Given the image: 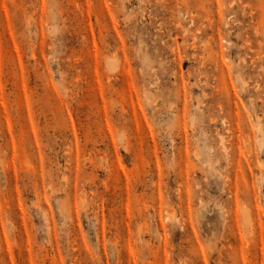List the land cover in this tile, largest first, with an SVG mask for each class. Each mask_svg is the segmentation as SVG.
<instances>
[{"label": "rangeland", "instance_id": "rangeland-1", "mask_svg": "<svg viewBox=\"0 0 264 264\" xmlns=\"http://www.w3.org/2000/svg\"><path fill=\"white\" fill-rule=\"evenodd\" d=\"M260 131L264 0H0V264H264Z\"/></svg>", "mask_w": 264, "mask_h": 264}, {"label": "bare ground", "instance_id": "bare-ground-1", "mask_svg": "<svg viewBox=\"0 0 264 264\" xmlns=\"http://www.w3.org/2000/svg\"><path fill=\"white\" fill-rule=\"evenodd\" d=\"M190 25H191V24H190ZM197 32H198V31H197ZM193 38H194V36H193ZM193 38H192V39H193ZM226 42H227V40H226ZM228 43H229V40H228ZM219 48H220V47H219ZM231 49H232V48H231ZM176 51H177V49H176ZM220 51H222V50H220ZM217 53H220V52L218 51ZM231 53H232V52H231ZM217 56H218V54H217ZM218 58H219L220 61H221V59H222L223 57H221V56L219 57V56H218ZM109 59H110V61H111V60H113L114 58L112 59V57H110ZM224 59H225V58H224ZM253 60H254V59H253ZM110 61H109V63L112 62V61H111V62H110ZM114 61L116 62L115 59H114ZM254 61H255V60H254ZM109 63H108V64H109ZM112 63H113V62H112ZM106 64H107V63H106ZM109 66H111V64H110ZM109 66H108V67H109ZM110 69H111V68H110ZM179 70H180V69H179ZM220 74L222 75L221 70H220ZM224 75H225V72H224ZM227 75H228V73L226 74V76H227ZM229 75H230V74H229ZM180 77H181V76H180ZM228 78L230 79V77H228ZM179 79H180V78H179ZM219 79H220V77H219ZM180 80L182 81V79H180ZM222 80H223V79H221V81H222ZM243 82H244V81H243ZM244 83H245V82H244ZM231 85H232V83H231ZM244 85H245V84H244ZM181 87H183V85H181ZM257 87H259V86H257ZM181 89H182V88H181ZM181 89H180V90H181ZM181 91H183V89H182ZM184 91H185V90H184ZM182 108H184V107H182ZM183 110H184V109H183ZM181 112H182V109H181ZM183 113H184V112H183ZM183 113H181V114L184 115ZM234 113H235V112H234ZM236 114H237V113H236ZM182 115H181V117H182ZM232 115H233V114H232ZM185 116H186V115H185ZM183 117H184V116H183ZM183 117H182V118H183ZM236 117H238V116L236 115ZM182 118H181V119H182ZM178 119H179V118H178ZM178 119H177V120H178ZM183 120H184V118H183ZM226 120H227V119H226ZM178 121H179V120H178ZM223 121H225V120L223 119L222 122H223ZM191 122H193V121H191ZM227 123H228V122H227ZM227 123H226V124H227ZM258 123H259V122H258ZM177 124H178V123H177ZM259 124H260V123H259ZM259 124H257V126L260 127L259 129L261 130L262 127H261V125H259ZM227 126L229 127L228 124H227ZM237 126H238V125H237ZM257 126H256V127H257ZM177 127H178V126H177ZM228 127H227V128H228ZM230 128H231V127H230ZM183 129H184V128H183ZM183 129H182V130H183ZM185 129H186V128H185ZM185 129H184V130H185ZM237 129H240V127H237ZM225 130L227 131V129H225ZM228 130H231V129H228ZM234 130H235V128H234ZM262 130H263V129H262ZM180 132H181V130H180ZM186 132H187V131H186ZM227 132H228V131H227ZM260 132H261V131H260ZM262 132H264V131H262ZM262 132H261V133H262ZM183 134H184V131H183ZM217 134H220V133H217ZM236 134H237V133H236ZM236 134H235V136H236ZM221 135H222V133L219 135V137H220ZM224 135H225V134H224ZM224 135H222V136H224ZM239 135H240V134H239ZM182 136H184V135H182ZM230 136H232V135L230 134ZM262 136H263V135H262ZM262 136H261V137H262ZM185 137H186V136H185ZM185 137H184V138H185ZM237 137H239V136H237ZM223 138H224V137H223ZM229 138H230V137H229ZM224 140H226V139H224ZM238 140H239V139H238ZM226 141H227V140H226ZM260 141H261V140H260ZM219 142H220L219 144H220V146H221L220 149H221V151L223 152V155H225V153H226L227 151H225V150H226V149H225L226 147L223 146V144H222V137H220ZM228 142H229V140H228ZM258 142H259V141H258ZM223 143H224V142H223ZM229 143H230V142H229ZM259 143H262V142H259ZM219 144H218V146H219ZM263 145H264V144H263ZM263 145H261V146H263ZM244 146H245V145H244ZM228 149H231V148L228 147ZM228 149H227V150H228ZM245 149H246V147H245ZM251 149H252V148H251ZM246 150H247V149H246ZM195 154H196V153H195ZM195 154H194V155H195ZM226 154H227V153H226ZM225 156H227V155H225ZM225 156H223V157H225ZM240 156H241V155H240ZM244 156H245V155H243V157H244ZM195 157H197V156L195 155ZM245 157H246V156H245ZM229 158H230V157H229ZM243 159H244V158H243ZM224 160H225V159H224ZM230 160H231V159H230ZM239 160H240V159H239ZM246 160H247V158H246ZM249 160H250V159H249ZM249 160H248V163H249ZM225 161H226V160H225ZM227 161H228V160H227ZM232 161H233V160H232ZM232 161H231V162H232ZM228 162H229V161H228ZM237 162L239 163V161H237ZM229 163H230V162H229ZM238 163H236V165H237ZM225 165H226V164H225ZM236 165H235V166H236ZM184 166H185V168H186V164H185ZM227 166H230V164L227 165ZM237 166H238V165H237ZM237 166H236V169L234 168L233 170H236V171H237V169H238ZM245 166H247V165L245 164ZM250 166H251V165H250ZM233 167H234V166H233ZM240 167H241V166H240ZM240 167H239V169H238L239 171H240ZM224 168H227V167H224ZM230 168H231V167H230ZM247 170H248V171L251 170L250 167H249V169L247 168ZM236 171L233 172L234 175L237 174ZM249 172H250V171H249ZM236 176H237V175H236ZM236 176H235V177H236ZM227 179H228V178H227ZM234 185H235V184H234ZM235 189H236V186H235ZM235 205H236V204H235ZM256 211H257V210H256Z\"/></svg>", "mask_w": 264, "mask_h": 264}]
</instances>
